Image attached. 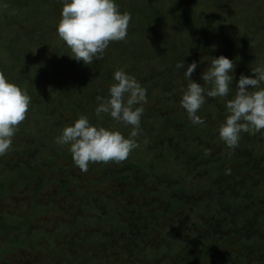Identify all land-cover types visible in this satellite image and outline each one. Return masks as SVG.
I'll list each match as a JSON object with an SVG mask.
<instances>
[{
	"label": "rangeland",
	"instance_id": "374dc122",
	"mask_svg": "<svg viewBox=\"0 0 264 264\" xmlns=\"http://www.w3.org/2000/svg\"><path fill=\"white\" fill-rule=\"evenodd\" d=\"M116 2L134 16L127 37L110 42L102 60L85 65L70 57V48L57 33L62 0H0V71L31 96L11 148L0 156V180L7 179L0 192V210L5 211L0 212V222L13 220L11 228L0 234V249H6L0 251V264H261L264 130L242 133L238 146L227 148L218 131L226 107L213 104L223 97L206 98L197 113L204 124H193L180 106L187 85L185 69L176 65L184 61L186 68L198 62L192 79L203 84L201 75L213 57L233 59L234 81L227 96L231 99L240 75H251V68L264 65V0ZM118 69L134 75L147 91L141 148L146 155L153 152L166 159L145 171L132 168L131 179H120L128 173L126 164L138 159L134 149L124 161L111 163L106 175L118 176H106L86 191L83 196L92 204L80 207L79 197L60 193L59 180L65 166L81 180L89 169L81 171L69 147L55 140L82 114L93 124L129 135L131 126L95 112L97 96L108 95ZM153 112L158 115L154 120ZM150 121L160 126L166 140L154 138L158 130L148 132ZM26 144L32 149L23 153ZM61 148L70 154L43 159ZM196 151H205L206 158L200 155L195 160ZM23 163L36 172L28 177V184L11 188L12 171ZM203 174L213 181L195 193L201 184L196 175ZM103 175L100 170L89 177ZM50 179L44 189L36 190L39 180ZM139 181L142 189L129 191ZM247 184L255 185L247 191ZM31 199L43 205L42 214L34 210ZM51 203L57 204L56 210L47 208ZM108 210L113 217L107 223L98 216ZM29 213L33 214L29 221L20 223ZM150 213L155 223L145 220ZM10 237L22 244L15 247L7 241ZM35 237L39 239L30 243ZM122 246L126 251L114 254L115 247ZM160 250L171 254L164 256Z\"/></svg>",
	"mask_w": 264,
	"mask_h": 264
},
{
	"label": "clouds",
	"instance_id": "9594fccd",
	"mask_svg": "<svg viewBox=\"0 0 264 264\" xmlns=\"http://www.w3.org/2000/svg\"><path fill=\"white\" fill-rule=\"evenodd\" d=\"M61 19L57 33L70 48L73 59L91 65L102 60L112 41H123L128 34L131 15L121 12L116 0H62ZM184 68L187 81L180 106L186 110L193 124L202 125L204 119L198 110L206 98L227 97L232 91L235 62L220 55L210 60L203 71V84L192 79L198 62L185 68L184 61L176 65ZM251 75L241 74L236 80L235 92L226 102L224 122L219 127V138L226 147L234 150L242 133L264 130V65L251 68ZM115 83L108 95L97 96L96 115L110 116L131 132L125 137L120 131L93 124L86 115H80L56 137L57 145L68 146L73 162L81 171H87L90 163H120L139 145L136 137L141 132V118L147 103V91L136 77L124 69L113 74ZM210 85V87H209ZM31 96L27 89L11 81L0 71V156L12 146L18 125L25 120Z\"/></svg>",
	"mask_w": 264,
	"mask_h": 264
},
{
	"label": "trees",
	"instance_id": "16d2710c",
	"mask_svg": "<svg viewBox=\"0 0 264 264\" xmlns=\"http://www.w3.org/2000/svg\"><path fill=\"white\" fill-rule=\"evenodd\" d=\"M38 1H40V0H38ZM119 8H120V11H122V12H124L126 10V9L125 10L124 9H121V7H119ZM139 14H141V12ZM131 16H132V19H133L134 16L132 14H131ZM131 44H133L132 39H131ZM118 59H119V57H117V60ZM154 76H156V75H154ZM226 100H227V97H223V98L220 99V101L214 102L213 104L214 105L217 104V106L225 107V105H226L225 101ZM155 112L151 113V114L154 115V116H152V119L153 120H154L153 117H157L158 116ZM149 118H151V116H148V119ZM154 122L155 121H150V126H152V128H149L148 132L150 134H153L155 131L158 130V134H156V135L153 134L154 135V138L156 140H158V141L159 140H166V138L168 136H166L165 134H163L164 132L160 133V131H159L160 126L157 125V124H155ZM147 137H148V135H147ZM143 138H144V135H138L136 137V141L138 142L139 140H142ZM138 145L139 146L134 150V152L136 153V156L135 157H137L138 159L137 160H134L133 162H128L126 164L128 166V173H122V174L120 173L121 174V175H119L120 179H124V180L131 179L129 172L131 171L132 168H140L142 171H145L146 168L149 167L150 164H153V165L159 164V163H161V160H163L165 158L163 156L161 158H159L158 155H157V157H155L153 155V152H150V153H148L146 155L145 154L146 151L143 148H141V142L140 143L138 142ZM31 149H32L31 148V145L26 144L25 147H24V149H23V153H27ZM152 150L155 152L154 149H152ZM200 152L201 151H196L195 152L196 153V159L195 160H198L199 157H200V155H201V157H203V160H204V158H206L205 151H203V154H202V152L201 153ZM69 154L70 153L66 149H64V148H61V150L53 149L51 152H49L48 154H46L47 156H44L43 159H48V160H51L52 161L53 159H55V157H61V156L67 157ZM111 163H112V161H109L108 163H90L89 164V167H88V169H89V172H88L89 175L92 174V173H97L100 170H104V175L100 178V177H89V175L87 174L85 176L86 178L82 179L83 181L81 179L77 178V175L76 174H72L71 172H69V169L67 168V166L63 167V168H65L64 169V175L59 180L60 181L59 184L62 186V190L60 191V193H66V195H68L69 197L71 196V194H74L77 197H79L80 199L77 200V201L80 203L79 204L80 207L84 203H85V205L88 204L90 206L92 204V202L91 201L90 202H87V200L83 196V194H86L85 193L86 191L90 190L91 188H94L97 185V183L99 181H102L106 176H110V177H112L113 175L118 176L117 173L114 174V172H110L108 175H106L108 173L109 168L111 167ZM196 163H199V162H196ZM12 172L14 174H12V176H10V178L13 179L14 182L11 185V188L13 186H16L17 187V185L20 184L21 182H23V184H25V185L28 184L29 183V180H30L29 178L31 177L32 174H35L36 169H34L32 166H28V164H26V163H23L21 168H19V166L14 167V171H12ZM196 177H197V181L196 182L201 183V184L199 185V187L197 189H195V193L196 192H202V191H204L205 190L204 189L205 188V184L211 183L213 181V177H209L206 174H203L201 177H199L198 175H196ZM6 180L7 179L0 180V192L4 189L3 188V185L7 183ZM51 180L52 179H50L49 181H46V182L39 180V182H38V184L36 186V190L37 191H40L41 189H44L45 183L49 184V182ZM82 182H83V184H82ZM142 184L143 183L141 181H139L138 184L136 185V187H129V191H139L140 188H141L140 186ZM254 185L255 184H247L245 186V189L248 191L249 190V187H253ZM181 187H185V186H181ZM259 188L262 189V192L261 193H262V196H263V199H264V185L259 186ZM86 195H88V192H87ZM34 199H31L32 200V203L34 202V204H33L34 210H37V212H39V213L42 214L45 209H42V208H39V207L40 206L42 207L43 205L40 204V203H38V201L35 202ZM103 201H104L103 204H105L106 206H108V208L111 206L109 202H106V200H103ZM51 204H54V205L47 206V208L49 210H52V209H55L56 210V205L57 204L56 203H51ZM99 206L102 207L104 205L99 204ZM91 209L94 210V208H91ZM71 210H73V209H71ZM2 211L5 212L4 210H2ZM2 211L0 210V212H2ZM109 213H111V214H109ZM112 215H113L112 214V211H109L108 210L106 214H104L102 216H98V217L102 218L104 221H106L108 223L109 221H111V219L113 217ZM262 215L264 216V210H263V214ZM32 216H33V214L32 213H29V216H28L27 219L26 218H24V219H21L20 218L22 220L20 223H22V222H24V223L25 222H28L29 219ZM263 219H264V217H263ZM145 220H149L151 223H155L157 221L153 217V214H151V213H150L149 219L148 218H145ZM11 221H13V220L6 219V220H3L2 222H0V234L4 233L6 230H8L9 228H11V225H10L11 224L10 223ZM147 227L148 228H151L149 226H147ZM117 228L126 230V227L121 226V225H118ZM110 234L113 235L112 233H109L108 235H110ZM141 237H139V238L136 239L137 240V243H139V244H140V241H141ZM37 238L39 239V237L31 238L29 240V242L30 243H33L35 240H37ZM114 238H116V235H114ZM7 241L9 243H12L13 242L15 247L22 244L21 242H18V239L16 237H10V239H8ZM212 247L213 246H210L209 248H212ZM124 249L125 248L123 246L122 247H119V248L118 247H115L114 254H120ZM5 250L6 249L3 248V247L0 249L1 252H3V251L5 252ZM124 251H126V250H124ZM159 252L162 253V255H164V256H168V255L171 254L170 252H168L166 250H163V251L160 250ZM238 259H239L238 261H240L241 263L243 262L242 261L243 260L242 257H239ZM166 262H168V260ZM181 262H178L176 264H182ZM260 262H261V264H264V259L260 260ZM140 264H142V263H140ZM252 264H258V263H252Z\"/></svg>",
	"mask_w": 264,
	"mask_h": 264
}]
</instances>
